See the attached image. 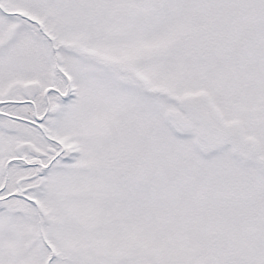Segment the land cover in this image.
I'll return each mask as SVG.
<instances>
[{
	"label": "snow or ice",
	"instance_id": "obj_1",
	"mask_svg": "<svg viewBox=\"0 0 264 264\" xmlns=\"http://www.w3.org/2000/svg\"><path fill=\"white\" fill-rule=\"evenodd\" d=\"M0 264H264V0H0Z\"/></svg>",
	"mask_w": 264,
	"mask_h": 264
}]
</instances>
